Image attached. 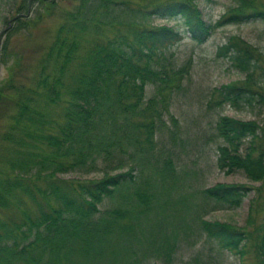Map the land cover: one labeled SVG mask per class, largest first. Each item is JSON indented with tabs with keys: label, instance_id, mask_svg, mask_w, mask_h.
I'll return each instance as SVG.
<instances>
[{
	"label": "trees",
	"instance_id": "16d2710c",
	"mask_svg": "<svg viewBox=\"0 0 264 264\" xmlns=\"http://www.w3.org/2000/svg\"><path fill=\"white\" fill-rule=\"evenodd\" d=\"M35 1L49 10V16L57 5L53 0ZM147 1L143 5L133 0H77L71 9L60 11L44 55V71L37 73L34 83L17 84L10 73L0 86V113L5 114L0 129V211H15L12 215L0 212V264H136L148 259L144 257L148 250L136 253L134 244L140 242L145 215L155 197L151 187H135L132 193L122 194L134 179L132 167L84 183L56 178L66 171L142 164L136 149L150 147L160 126L141 119L153 100L145 101V90L148 84L167 87L171 68L165 63L166 52L182 40V33L173 26L132 30L127 24L123 30L117 23L128 16L143 21L152 16L178 18L190 39L202 44L217 27L254 13L210 22L189 0ZM37 21L23 14L15 17L2 54L7 53L11 33L28 30ZM239 42L229 38L218 52L224 49L237 70L249 69L250 78L256 64ZM11 88L16 94L7 92ZM251 91L230 85L219 94L223 101L234 103L250 101ZM54 105L60 108L59 114L51 113ZM216 128L223 140L217 147L218 168L242 170L250 179H263L264 130L226 116L218 118ZM161 173L174 174L171 159L163 161ZM250 189L216 184L203 189L202 195L213 208H234ZM117 197L113 205L100 209ZM254 219L250 212V220ZM198 228L221 249L242 260L253 251L256 264H264V217L254 231L204 219ZM175 247L153 250L168 254L170 249L172 254Z\"/></svg>",
	"mask_w": 264,
	"mask_h": 264
},
{
	"label": "rangeland",
	"instance_id": "374dc122",
	"mask_svg": "<svg viewBox=\"0 0 264 264\" xmlns=\"http://www.w3.org/2000/svg\"><path fill=\"white\" fill-rule=\"evenodd\" d=\"M135 1L143 5L148 2ZM189 1L210 22L248 13H254L255 16L246 20L235 16L237 22L217 27L202 44L190 39L186 27L178 18L152 16V20L143 21L128 16L123 18L125 20H119L117 24L123 30H126L127 24V29L129 27L132 30L143 26H173L182 33V40L166 52L165 63L171 68L168 71L169 82H165L167 87L148 84L145 90V101L153 100L150 103L151 110L141 119L151 122L155 128L160 126L154 132V141L150 147L143 146L144 151L136 149V156L142 164L128 163L116 170L99 168L92 171H66L57 174L56 178L84 183L132 167L134 179L122 194L132 193L135 187H151L155 198L145 215L142 235H139L140 242L135 240L134 244L136 253L142 254L143 249L148 250L144 256L148 259L140 260V263L136 261V264H256L253 251L242 260L239 255L221 249L213 239L206 237L198 224L204 219L229 224L236 229L254 231L264 217V178L253 180L242 170L218 168L217 147L223 140L216 128L218 118L226 116L253 122L259 130H264V0ZM53 2L57 5L49 16V10L39 8L35 0H0V86L10 73L17 84H31L37 73L44 71V55L55 34L60 11L71 9L77 0ZM37 13L39 15L36 17ZM22 14L26 18L37 19V24L28 30L11 33L7 42L8 50L4 55L2 45L7 37L6 32L13 31L14 18ZM229 38L241 41L239 43L253 56L256 66L252 77L248 78L249 69L237 70L224 49L219 50V54L218 49ZM230 85L251 89L250 101H223L220 90ZM7 92L16 94L12 88ZM59 112V107L52 106V114ZM4 123L5 114L0 113V129ZM165 159H171L174 174L162 175ZM216 184L244 185L251 189L240 206L213 208L211 202L203 198L202 190ZM118 198L107 200L100 205V209L113 205ZM14 212L6 210L1 213L12 215ZM250 212L255 218L254 222L250 220ZM170 244H176L172 254L170 249L168 254L164 250H160L159 254L153 250L159 246L170 247ZM151 256L162 260L149 258Z\"/></svg>",
	"mask_w": 264,
	"mask_h": 264
}]
</instances>
